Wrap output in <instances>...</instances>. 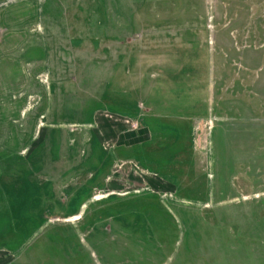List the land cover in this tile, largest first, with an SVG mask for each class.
<instances>
[{
    "label": "rangeland",
    "instance_id": "1",
    "mask_svg": "<svg viewBox=\"0 0 264 264\" xmlns=\"http://www.w3.org/2000/svg\"><path fill=\"white\" fill-rule=\"evenodd\" d=\"M144 54L201 96L174 176L113 157L162 111L112 79ZM28 168L58 206L13 210ZM0 264H264V0H0Z\"/></svg>",
    "mask_w": 264,
    "mask_h": 264
},
{
    "label": "crops",
    "instance_id": "2",
    "mask_svg": "<svg viewBox=\"0 0 264 264\" xmlns=\"http://www.w3.org/2000/svg\"><path fill=\"white\" fill-rule=\"evenodd\" d=\"M130 66L127 73L116 71L112 75L116 86L121 91L127 89L137 90L140 96L150 102V106L160 108L162 111L140 118V123L143 125L140 130L141 133H137V138L140 141L114 149V160L118 161L123 157L126 160H134L136 158L143 160L145 154L150 155L151 152L149 150L154 148V152H156V155L158 154L156 156L158 158L156 166L158 176H174L176 172H171L168 170L170 167H167L168 161H171L169 158L171 156L168 155L171 153L175 155L178 150H182L178 147H190V129L193 122L200 116L197 115L196 111H190L187 108L190 104L195 105L194 102H197L201 96L197 93L185 92L176 97L172 86L170 87V85L161 82L144 81L148 75L150 77L154 75L151 73L153 70L165 73V79H167V76H174L176 66L174 58L165 57L161 54H144L135 59ZM164 107H166V110ZM190 109L193 110L194 108L190 107ZM129 140H133V138ZM58 145L60 149H58ZM46 146H48V154H46L48 156V170L57 166L59 161L66 160L69 157L68 146H65L63 142L46 140ZM76 148L77 154L79 153L78 157L82 160V155L79 156L80 148L78 146ZM64 156L66 158H63ZM76 159L78 158L76 157ZM80 169H83V163H80ZM26 172L20 174L19 179H14L11 184L4 183L3 190L8 200L12 202L13 210H17V213L20 214L24 209L33 208V210H37L41 207L44 208L47 202L48 209L58 206V194L50 188V181L48 180L47 189L45 184L35 178L30 168ZM26 202L28 203L26 204Z\"/></svg>",
    "mask_w": 264,
    "mask_h": 264
},
{
    "label": "water",
    "instance_id": "3",
    "mask_svg": "<svg viewBox=\"0 0 264 264\" xmlns=\"http://www.w3.org/2000/svg\"><path fill=\"white\" fill-rule=\"evenodd\" d=\"M88 207H90V208H91V207H92V206H91V204H89V206H88ZM88 207H86V209H88ZM86 209H85V210H86ZM85 214H86V211H85V212H83V215H82V217H83Z\"/></svg>",
    "mask_w": 264,
    "mask_h": 264
}]
</instances>
